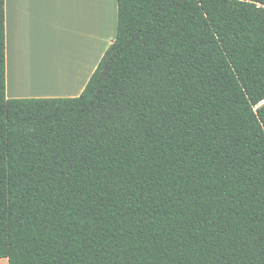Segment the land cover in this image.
Masks as SVG:
<instances>
[{
  "label": "trees",
  "instance_id": "trees-1",
  "mask_svg": "<svg viewBox=\"0 0 264 264\" xmlns=\"http://www.w3.org/2000/svg\"><path fill=\"white\" fill-rule=\"evenodd\" d=\"M74 98L7 99L0 260L264 264V0H116Z\"/></svg>",
  "mask_w": 264,
  "mask_h": 264
},
{
  "label": "crops",
  "instance_id": "crops-1",
  "mask_svg": "<svg viewBox=\"0 0 264 264\" xmlns=\"http://www.w3.org/2000/svg\"><path fill=\"white\" fill-rule=\"evenodd\" d=\"M116 27V0H4L6 98L79 96Z\"/></svg>",
  "mask_w": 264,
  "mask_h": 264
},
{
  "label": "rangeland",
  "instance_id": "rangeland-1",
  "mask_svg": "<svg viewBox=\"0 0 264 264\" xmlns=\"http://www.w3.org/2000/svg\"><path fill=\"white\" fill-rule=\"evenodd\" d=\"M107 27V21H106V17H105V21H104V29ZM109 40H104L103 46L105 47V45H107ZM60 42H66L65 40H49V46L50 48L54 47L57 43L60 44ZM42 44V42H41ZM58 49V48H57ZM56 49V50H57ZM264 103V102H263ZM262 103V104H263ZM0 262H4V261H0ZM3 264V263H1Z\"/></svg>",
  "mask_w": 264,
  "mask_h": 264
},
{
  "label": "bare ground",
  "instance_id": "bare-ground-1",
  "mask_svg": "<svg viewBox=\"0 0 264 264\" xmlns=\"http://www.w3.org/2000/svg\"><path fill=\"white\" fill-rule=\"evenodd\" d=\"M29 79V78H28ZM21 82V81H20ZM31 82H33V80L31 81ZM21 85V84H20ZM42 86V85H41ZM27 90H29V89H27ZM43 92V91H42Z\"/></svg>",
  "mask_w": 264,
  "mask_h": 264
},
{
  "label": "water",
  "instance_id": "water-1",
  "mask_svg": "<svg viewBox=\"0 0 264 264\" xmlns=\"http://www.w3.org/2000/svg\"><path fill=\"white\" fill-rule=\"evenodd\" d=\"M264 104V103H263Z\"/></svg>",
  "mask_w": 264,
  "mask_h": 264
}]
</instances>
